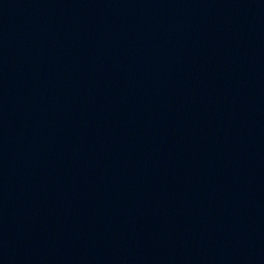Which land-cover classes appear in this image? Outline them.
I'll list each match as a JSON object with an SVG mask.
<instances>
[{"label": "water", "instance_id": "water-1", "mask_svg": "<svg viewBox=\"0 0 264 264\" xmlns=\"http://www.w3.org/2000/svg\"><path fill=\"white\" fill-rule=\"evenodd\" d=\"M0 264H264V0H0Z\"/></svg>", "mask_w": 264, "mask_h": 264}]
</instances>
